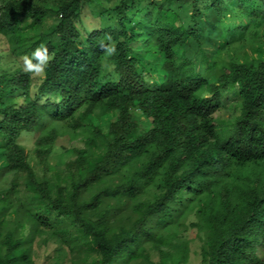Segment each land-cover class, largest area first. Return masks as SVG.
Returning <instances> with one entry per match:
<instances>
[{"label":"trees","instance_id":"trees-1","mask_svg":"<svg viewBox=\"0 0 264 264\" xmlns=\"http://www.w3.org/2000/svg\"><path fill=\"white\" fill-rule=\"evenodd\" d=\"M53 1L0 0V35L9 51L31 57L43 46L49 54L34 96L31 73L0 68V157L6 162L0 173H26L27 187L44 202L32 213L31 232L54 225L57 215L70 216L99 264H123L127 252L136 258L147 243L177 264L189 250L188 223L205 232L198 238L205 240L202 264H264L255 253L257 245L264 248V58L217 68L219 60L202 47L199 60L176 52L191 40L200 46L206 11L229 0H118L117 20L104 25L100 12L92 27L85 16L96 0ZM212 34L221 39L219 49L233 41L216 29ZM101 42L114 44L115 54L106 55ZM154 58L159 82L149 74ZM230 95L241 101L222 116ZM135 109L148 125L135 118ZM105 116V124L94 125ZM61 127L87 131V146L76 148L55 183L58 171L48 157ZM22 135L36 137L35 155L50 175L37 177ZM106 197L140 201L129 226L107 229L112 209L100 208ZM2 199L0 228L10 207ZM11 231L3 237L0 264H27L25 239Z\"/></svg>","mask_w":264,"mask_h":264},{"label":"rangeland","instance_id":"rangeland-1","mask_svg":"<svg viewBox=\"0 0 264 264\" xmlns=\"http://www.w3.org/2000/svg\"><path fill=\"white\" fill-rule=\"evenodd\" d=\"M105 4L99 3L98 0L94 1L89 5V10L85 16V20L89 23V26H96L99 23V18L96 14L100 12L105 15L103 24L106 25L107 22H112L111 19L117 20L118 14L113 11V6L118 0H104ZM155 2H160L162 0H154ZM53 0H48L47 3H53ZM108 5L106 9L105 6ZM91 7V8H90ZM104 12V13H103ZM209 18L202 21V31L201 44L191 40L187 43L185 48H177L176 52L179 57L190 56L193 59L200 57L199 47H202L208 53L209 57H215L219 60V68L222 64H226L228 61H257L260 57L264 58V6L258 0H229L227 3L222 4L219 8L215 9V12L206 11ZM95 15V16H94ZM207 16V17H208ZM99 18V19H98ZM206 20V21H205ZM221 32L225 37L233 38V41L226 44L222 48H218L220 38L212 34L213 30ZM33 32V31H32ZM40 32V29L36 28L34 33ZM219 49V51H218ZM0 50L2 65L0 68L9 69L15 71L16 69H24V58L25 55H18L11 53L9 51V44L7 39L0 35ZM218 51V52H217ZM211 57V58H212ZM158 61L154 58L148 65L151 77L159 82L161 80V75L156 71ZM224 66V65H223ZM147 69V66H145ZM142 66V69L145 68ZM42 74H33L32 76V95L34 96L37 85L42 79ZM213 76L210 80H213ZM46 96H42L44 99ZM224 104L219 111L222 116L228 115L229 107L232 106L233 102L239 104L241 99L234 95H230L229 98H224ZM135 118L142 124L148 125V118L140 111H133ZM111 116V115H110ZM108 119L105 116L102 120L93 119L95 126L99 124H105ZM99 121V122H97ZM60 135L55 139L53 144V151L48 157V163H50L57 171L52 174L53 181L59 182L60 177H64L65 171L68 164L73 161L77 156L76 148L87 146L84 144V138L88 134L87 131L82 128H77L73 130L72 128L63 129L61 127ZM20 142L25 145V147L30 152V164L35 168L37 177H40L43 173L47 172L48 175L51 173L44 170V165L36 157L35 152L37 146L35 145L36 137L29 136L25 137L22 135L20 137ZM6 164L5 160L0 157V170ZM64 174V175H63ZM14 180V182L12 181ZM56 180V181H55ZM110 183L106 181L105 183H98L94 188L95 190L103 188L104 185ZM150 191L155 190V186L150 185L148 188ZM0 191L6 193L0 195V204H2L4 196H6L7 203L10 207L7 209V218L4 220L2 227L0 228V251L5 252L6 246L3 243L4 235L10 232L13 237H20L24 240V244L27 250H29V258L27 264H53L56 260H59V264H99V255L94 248H90L83 239L84 231L80 226H77L70 216H60L57 212H53L51 215H57L60 217L57 223L54 225H49L45 227L39 225L40 228H44V231L34 230L31 232V226L33 222V215L35 211H40L44 206V202L39 200L32 190H30L26 185V173H16L14 175H5L0 173ZM145 195V196H144ZM147 194L141 196V200H146ZM114 197H106L103 199L101 205V212L107 208L112 209V213L109 216V221L107 222V229L110 232H118L122 228L129 226L132 217L138 215L134 206L140 204V201H124ZM123 203V204H122ZM177 207V205H174ZM96 215V214H95ZM45 217L50 215L44 214ZM50 223L53 222V217L50 218ZM188 230L185 231V236L188 240V251L184 254L182 260H178L177 264H202V246L205 244V240L198 239L200 234L205 235V232L197 231L195 227H191L187 223ZM184 224L179 225V231L184 230ZM50 229L54 231L55 234L51 233ZM14 230V231H13ZM207 231V230H206ZM183 233V234H184ZM33 237V238H31ZM88 241V239H87ZM23 244V243H22ZM141 249L142 255L136 256V258H130V253L126 252L123 264H172L170 257H162L161 253L153 248L150 244H144ZM258 258H262L264 261V248L261 245H257L256 252ZM165 256V255H164ZM175 256H180L175 254ZM28 258V259H29ZM164 260V261H163ZM177 260V259H176ZM151 262V263H148Z\"/></svg>","mask_w":264,"mask_h":264},{"label":"clouds","instance_id":"clouds-1","mask_svg":"<svg viewBox=\"0 0 264 264\" xmlns=\"http://www.w3.org/2000/svg\"><path fill=\"white\" fill-rule=\"evenodd\" d=\"M111 40V38H108ZM101 48L105 51V54L108 56L115 54V46L114 44L104 45L101 42ZM49 61V54L47 48L40 46L37 47L32 53L31 57L26 56L24 58V71L39 74L42 73L47 66Z\"/></svg>","mask_w":264,"mask_h":264}]
</instances>
